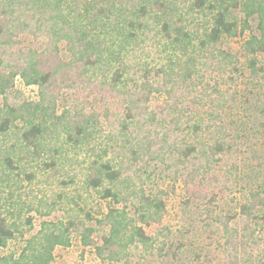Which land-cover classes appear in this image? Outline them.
<instances>
[{"label":"trees","instance_id":"obj_1","mask_svg":"<svg viewBox=\"0 0 264 264\" xmlns=\"http://www.w3.org/2000/svg\"><path fill=\"white\" fill-rule=\"evenodd\" d=\"M263 86L264 0H0V264H53L72 233L102 261L161 251L171 231L156 173L172 187L183 177V208L235 184L245 149L258 156V129L248 134L236 109L260 111ZM64 90L71 101L59 111ZM79 162L81 189L107 203L98 216L79 192L33 194L41 176L76 183ZM55 209L65 218L24 238L25 212ZM216 221L223 259L204 248L188 264H264V172ZM14 238L20 249L2 253Z\"/></svg>","mask_w":264,"mask_h":264},{"label":"rangeland","instance_id":"obj_2","mask_svg":"<svg viewBox=\"0 0 264 264\" xmlns=\"http://www.w3.org/2000/svg\"><path fill=\"white\" fill-rule=\"evenodd\" d=\"M252 28H255V22H252ZM240 40L241 37L227 38L226 45L235 49ZM25 91L30 96H33L34 94L33 87L27 88ZM262 92L259 94L260 96L262 95V98L257 101L260 106V111L253 112L256 109L255 106L250 103L240 105V108L238 107L236 109L239 111L240 115H249V117L246 118L248 121L246 132L248 134H250L255 128L258 129L256 131L257 134L255 135L256 138L252 141L253 146H256L254 147V150L258 156L256 159L253 156H249L245 149V154L243 156L244 162L240 168L241 176L237 178L235 184H229L228 189L225 188L222 189L223 192H218L217 198H215L214 201L208 203V199L201 200L193 198L188 201V205L183 208L182 201L186 198L183 188V177H180L172 187L171 182L167 178H164V174L160 172L156 173L151 184L154 189L159 188L167 190L168 192V196L166 197L167 213L164 216L163 223L170 227L171 232L167 236L159 235L158 238H163L166 245L161 251L154 245V247L144 252V257L141 258L140 264H188L192 261L196 251L204 248H207L214 253H218V257H222L223 259V238L218 233L216 219L221 215L232 213L237 210L238 204L244 200L247 190L250 187H256V185L260 183L261 175L264 172V94ZM70 96L68 90H64L60 95L58 100L59 111L64 106L70 104ZM242 150H244V148ZM81 159L82 156L79 157L78 161H81ZM77 167L79 175L75 179L76 183H69L66 186H62L60 184L56 185V181H54V185L48 186L47 183H50V181L46 182V179L44 181V178L41 176L39 177L38 182L35 179V182L32 185L34 189L33 194L35 193L37 196L41 195V191L37 190L36 187L45 189L51 186L56 188L58 186V189L63 190L67 196H76L79 192L82 195V198H84L83 201H85L83 206H85L87 211H91V214L98 216L100 213V211H98L100 208L99 205H102L104 208L107 203L93 192L89 193L81 189V186L79 185L81 180L80 169L82 168L80 162ZM171 188L174 190L171 191ZM129 207L133 210L132 206ZM130 213L132 214V211ZM24 214L32 216L31 227L29 228V231L25 232L24 238L37 232L42 220H59L65 218L66 215L62 209H55L46 216H40L34 210H29ZM86 224L95 228L93 234L96 237H99V235L104 232V229L99 227L95 220L87 221ZM156 229V225H153L152 227H148L147 231L156 234ZM70 238V245L60 246L54 250L53 264H123L122 262L100 260L93 254L92 247H83L81 245L80 237L77 233H72ZM21 245L22 238H14L8 242L5 249H1V252L5 253L12 250L17 251L20 249ZM135 259H137L136 256L133 260Z\"/></svg>","mask_w":264,"mask_h":264}]
</instances>
